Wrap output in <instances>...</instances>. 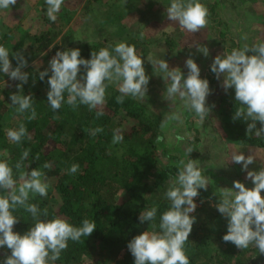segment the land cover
I'll list each match as a JSON object with an SVG mask.
<instances>
[{"label": "clouds", "instance_id": "clouds-1", "mask_svg": "<svg viewBox=\"0 0 264 264\" xmlns=\"http://www.w3.org/2000/svg\"><path fill=\"white\" fill-rule=\"evenodd\" d=\"M16 3L17 0H0V10H9ZM45 3L48 6V19L55 22L64 0H45ZM166 11L169 20L178 22L189 33L199 32L209 24L210 12L200 0H171ZM143 36L144 33H140L141 39ZM197 50L205 57L209 54L206 46H197ZM10 54L17 60L16 67L11 64ZM149 62L158 65L170 81L166 88L167 96H178L184 108L203 125L215 105L209 107L206 104L212 90L208 80L200 77V68L191 56L185 61L188 69L186 76L179 67L170 69L164 59ZM27 63L22 52L10 53L8 48L0 44V72L11 80L20 81L15 85L17 92L10 94V105L16 106L18 113L30 110L31 114L26 119L31 121L36 118L34 98L30 92L24 95L23 84L28 82L29 74L21 71ZM210 70L218 80L223 77L222 87L225 92L234 89V100L240 106L236 108L232 120L246 122V136L253 132L257 137L264 136V42L252 46L245 44L243 48H233L230 52L225 50L215 56ZM38 76L42 81L48 76L49 90L46 95L53 111H59L64 103L73 110L86 105L89 111L99 109L96 111L97 118L105 114L103 108L109 83L119 84L121 95L116 97V102L122 104L127 96L135 99L146 97L150 79L145 73L142 56L137 54L134 45L125 42L116 44L111 51L109 48L92 51L90 59H84L79 48L58 50L49 61V68L38 72ZM169 119L178 120L179 116L173 115ZM257 122L261 125L258 129ZM102 131V127H96L90 130V134L95 136ZM27 135L24 123L16 129L7 130V137L13 143L19 144ZM193 137L194 133L189 134V139ZM123 139L121 130L116 129L112 143H120ZM162 139V136H158L157 142ZM184 139L183 136H176L177 141ZM193 150L191 146L186 148V159L176 164L179 171L165 193L170 206L160 215L159 231L152 224L151 231H143L128 242L127 248L134 257V264H190L185 244L196 222L195 216L190 213L197 207L194 198L199 196L198 190L206 191L209 185L199 160L189 158ZM29 151L25 149L14 166L9 162L7 150L0 153V190L4 193L0 195V248L10 250V255L5 256L2 264H55L62 251L67 249L69 240L78 242L81 237L90 236L96 229V222L89 219H84L82 225L76 227L61 217L50 220L40 218L38 205L28 201L30 196L46 197L50 184L41 169L25 170L28 165L24 161ZM230 160L242 165L241 170L246 171L245 179L250 180L253 187L247 188L243 182L234 180L231 188H220V198L214 207L227 219V232L222 239L241 250L254 245L264 255V196L261 195L264 191V167L258 171L248 170L256 158L252 154L245 156L240 149L233 153ZM13 167L19 173L21 183L18 186ZM50 167L47 162L43 165L44 169ZM79 168V164H72L67 170L68 174L77 173ZM18 207L30 213L35 220L34 225L23 234L13 230L19 221L13 214ZM47 215L45 209L43 216ZM156 215L157 206L153 205L149 210L141 212L138 219L140 223L151 222L156 219Z\"/></svg>", "mask_w": 264, "mask_h": 264}, {"label": "trees", "instance_id": "trees-1", "mask_svg": "<svg viewBox=\"0 0 264 264\" xmlns=\"http://www.w3.org/2000/svg\"><path fill=\"white\" fill-rule=\"evenodd\" d=\"M93 1L98 0L86 2L90 6ZM41 2L44 4L43 10H47L45 0ZM44 20L52 22L47 17ZM0 31V44L10 51L13 41L11 30ZM26 39L30 40L31 47L37 43L36 54L54 45L50 54L65 48H79L84 59H90L92 51L98 52L101 48L111 51L113 48L105 42L76 46L70 44V38L66 35L54 43L55 34L37 36L25 32L14 40L12 48L23 50ZM133 45L138 48L135 43ZM232 46L235 47L234 43ZM81 70L83 72V66ZM26 72L29 79L23 84V91L24 95L30 92L34 98L36 118L29 121L26 117L31 114L30 110L18 113L16 106L10 105V94L16 93V88L12 91L1 89L0 96L4 93V98H0V153L7 150L9 162L14 166L22 152L29 149V156L24 161L28 165L25 170L38 168L45 172L51 185L48 195L30 196L28 201L38 205L41 219L61 217L76 227L81 226L84 219L96 222V229L90 236L81 237L78 242L68 241L67 249L62 251L55 264H84L85 256L93 248L98 249L101 264H134L127 244L143 231H151L152 224L159 231L160 215L170 206L165 193L179 171L176 155L162 152L164 162L158 155V148L163 147V139L157 142L158 136L163 137L160 115L130 96L125 97L124 103H117L116 97L121 95L119 90L106 93L105 114L99 118L96 117L99 109L89 111L86 105L73 110L64 103L59 111H53L47 102L48 76L42 81L32 69ZM4 77V73L0 72V79ZM221 101L224 112L222 126L227 138L264 149V136L257 137L254 132L246 136V122L232 120L236 108L240 106L234 100V89H228ZM118 115L132 122V126L122 129V121L116 119ZM12 117L14 122L10 123ZM21 123L25 124L28 135L19 144L13 143L7 137V130L16 129ZM260 126L257 122L256 128ZM96 127H102L103 131L92 136L90 130ZM116 129L121 130L124 139L113 144ZM46 162L51 165L48 169L43 168ZM74 163L79 164V170L75 174H68L67 170ZM13 174L18 186L21 181L14 167ZM2 191L0 195L4 194ZM198 201L200 207L190 213L195 216L196 222L185 244L190 264H264V255L254 245L241 250L231 242H224L222 237L227 232V222L223 221L215 204L202 198ZM153 205L157 206L156 219L140 223V213ZM45 209L47 217L43 216ZM13 214L19 219L13 230L20 234L35 223L32 215L22 207H18ZM6 255H10V250L0 248V264Z\"/></svg>", "mask_w": 264, "mask_h": 264}, {"label": "rangeland", "instance_id": "rangeland-1", "mask_svg": "<svg viewBox=\"0 0 264 264\" xmlns=\"http://www.w3.org/2000/svg\"><path fill=\"white\" fill-rule=\"evenodd\" d=\"M41 1L17 0L9 10H0V30H11L12 45L25 32L37 36L55 34L54 43L66 35L70 38V44L76 46L101 42L112 47L120 42L135 43L138 46L137 54L142 56L145 73L150 79L146 97L137 100L160 115L164 125L163 147L158 148L160 160L166 161L162 152L176 155L179 160L186 159L185 150L191 146L194 150L189 158L199 160L203 174L208 178L207 190H198L199 196L194 198L196 209L200 207L199 198L216 204L220 198V188H231L234 180L243 182L247 188L253 187L251 181L245 179L246 171L241 170L242 165L230 159L239 149L245 156L252 154L256 161L248 166V170L258 171L264 167V149L227 138L222 126L224 112L221 100L225 93L223 77L218 80L211 72L210 65L216 55L225 50L230 52L233 43L234 48H243L245 44L252 46L264 42V0H200L207 6L210 16L208 26L196 33L187 32L178 22L167 18L166 9L171 0H98L90 6L87 0H64L55 22H45L47 10H43L44 4ZM47 7L46 4L45 9ZM140 33H144L142 39ZM30 44V40L26 39L21 51L13 49L10 44V53L22 52L28 61L21 71L30 72L32 69L38 73L49 68V61L55 55L50 54L52 45L46 51L36 54L37 43L33 47ZM197 46H206L208 56L200 53ZM189 56L197 63L200 77L208 80L212 90L206 104L209 107L215 106L203 125L184 108L178 96H167L166 88L170 81L158 65L149 62L164 59L170 69L179 67L186 76L188 69L185 61ZM9 59L12 66L16 67L17 60L11 54ZM18 82L5 75L0 79V91H12ZM118 89L119 84L112 82L108 84L106 93ZM0 98H4V93ZM173 115H178L179 119H169ZM116 119L122 121V129H128L133 124L122 115ZM13 122L14 117L10 118V123ZM193 133L194 137L189 139V134ZM177 135L185 139L177 141ZM261 195L264 196V191ZM221 218L227 222L222 215ZM84 264H101L97 248L91 249L89 255L85 256Z\"/></svg>", "mask_w": 264, "mask_h": 264}]
</instances>
